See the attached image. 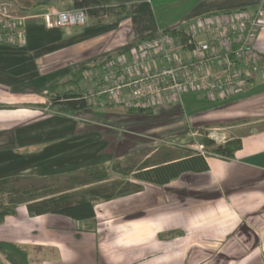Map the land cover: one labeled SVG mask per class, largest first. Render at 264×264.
<instances>
[{"label": "crops", "instance_id": "obj_1", "mask_svg": "<svg viewBox=\"0 0 264 264\" xmlns=\"http://www.w3.org/2000/svg\"><path fill=\"white\" fill-rule=\"evenodd\" d=\"M3 1L7 0L0 3ZM73 1L40 0L38 4L41 7L67 4L65 7L71 8ZM99 1L106 6L124 5L128 10L119 17L103 18L116 21L126 17L137 25L129 28L124 44L116 48L127 51L114 57L115 60L128 59L129 49L125 47L131 42H134L131 47L135 45L136 36L148 32L152 36L159 32L170 34L173 28L185 31L187 25L199 18L236 10L253 13L258 6L264 7V0ZM49 11L53 10L45 9L42 13ZM101 20L79 32L78 43L92 48L88 49L87 58L81 55L84 51L73 56L71 52L69 57L77 56L85 61L99 55L96 45L104 36ZM31 24L25 25L22 45L0 44V180L11 181L14 173L31 169L36 161L41 162L42 170H48L47 163L57 168L66 151L85 142L96 143L103 148L104 160L65 174L80 176L86 168L103 166L107 172L101 182L106 189L104 194L112 197L97 201L95 217L88 221H75L58 214L30 216L26 204H19L15 214L1 223L0 241L25 246L29 264H264V127L253 128L264 122V92L256 93L258 88L264 89V76L255 72L241 95L214 102L184 93L179 97L163 96L158 105L149 109H126L105 102L102 107L103 101L98 103L123 130L148 128L142 121L145 114L156 109L168 112V106L179 103L182 97L212 103L206 110L193 108L188 116L189 124L197 127L241 121L225 127L229 139L241 140L232 157L201 154L187 146L189 142L158 145L163 149L161 153L154 149L143 154L147 145L138 144L131 146L129 152L110 155L113 139L122 137L118 125L86 126L76 115L48 114V93L37 92L48 83L32 89V82L51 74L56 76L82 63L64 66L66 55L61 46L56 45L55 52L50 54L47 50V35H57L67 28ZM132 34L135 37L129 40ZM59 36L62 44L63 36ZM70 36L74 35L65 38ZM255 50L264 66V31L255 42ZM52 54L54 57H49ZM177 54L181 58L191 56L187 49ZM81 131L78 136L66 137L76 141L69 145L62 142L67 134ZM133 155L137 156L135 161L141 160L139 166L133 167L129 162V156ZM75 158L79 166L80 159ZM18 189H31V186ZM1 262L4 263L0 256Z\"/></svg>", "mask_w": 264, "mask_h": 264}, {"label": "built area", "instance_id": "obj_2", "mask_svg": "<svg viewBox=\"0 0 264 264\" xmlns=\"http://www.w3.org/2000/svg\"><path fill=\"white\" fill-rule=\"evenodd\" d=\"M40 18L46 27L57 29L81 27L89 21L83 9L49 11ZM25 19L10 17L0 8V44L22 45ZM263 31L264 7L258 6L253 13L236 10L197 19L184 31L186 44L159 32L137 42L127 60L108 59L86 69L83 81L90 87L82 97L88 103L102 96L127 109L153 108L168 94L193 93L211 102L237 97L255 72L264 76L255 50ZM183 49L189 50V58L178 56ZM197 150L205 154L202 147Z\"/></svg>", "mask_w": 264, "mask_h": 264}, {"label": "rangeland", "instance_id": "obj_3", "mask_svg": "<svg viewBox=\"0 0 264 264\" xmlns=\"http://www.w3.org/2000/svg\"><path fill=\"white\" fill-rule=\"evenodd\" d=\"M38 1L35 0H27L28 4L24 6V8H20V4L22 2L20 1H13V0H7L0 3V8L3 9V11L6 13V15H9L10 17L16 18H28L25 19V23H32L31 25H35L36 27L40 26L41 23L44 24L42 18H40V15L43 14L42 11L45 9H51L53 11H65L70 10L71 8L65 7L67 4H59V5H51L49 7H41L39 6ZM2 4V6H1ZM22 6V5H21ZM68 6V5H67ZM132 20H127L126 17H124L121 20H111L109 18H102V26L101 29L104 33H102L103 40L96 45V57H93L91 60H85L80 57H69L71 55H75L78 51H84L83 54L87 58V55L90 54L89 48L90 46L86 43H78L79 38L81 37V33H79L82 28L85 26H90L94 23H96V20H93L89 18V21L81 27H72L62 30V32L57 33L58 38L56 39V34L51 35L48 34V52L53 53L55 52L54 47L56 45L59 47L61 46L63 53H65L64 57V66H72L78 63L87 64V63H99L102 61V59L110 57V59H114V57L118 56L120 53L123 52V49H116L119 47V45L124 44V36L129 34V28L130 27H136L137 25L131 24ZM82 32V31H81ZM62 34L63 43L60 42V36ZM65 35H74L70 36L68 38H65ZM85 34L83 35V37ZM132 36L135 37L134 34L129 36V40L134 39ZM138 37V38H137ZM152 37V34L148 32L145 36H136L134 41L140 42L144 39H148ZM75 38V39H74ZM108 38V40H107ZM137 38V40H136ZM140 38V39H139ZM128 40V41H129ZM136 42V43H137ZM132 44L134 42H131ZM100 44V45H99ZM132 44H127L125 48H128L129 50L134 46L131 47ZM104 45V46H103ZM129 45V46H128ZM124 48V49H125ZM84 49V50H83ZM92 50V48H90ZM128 50V51H129ZM76 51V52H75ZM74 53V54H73ZM54 57V55H50L49 57ZM80 56V55H79ZM81 59V60H80ZM72 71V68H69L65 71H62V73H58L56 76L53 74L48 75L47 77L40 78L37 82H32V89L36 90L40 86L47 84L51 82V80H54L58 78L60 75H68ZM66 79V78H65ZM30 86V87H31ZM81 87L83 88V93H85L86 90L89 89V85L82 81ZM264 92V89L258 88L256 90V93ZM83 95V94H82ZM96 101L88 102L90 103V107L84 109L83 111H80L76 114L75 117H77V120L80 123L85 124L86 126L90 125H99V126H106L110 123L118 125V128L122 129V137L117 136L114 138V145L113 149L110 151V155L113 154H121L131 151V146L143 144L147 145V147L143 148L142 153L149 154L154 149H158V153H161L162 148H159L161 144H182L187 143V146H192L194 151L199 152L197 149L199 147H202L205 155L207 153H211V148L207 147L203 140H209L214 145H222L228 140H230L228 137L230 133H228L227 129L225 127L236 125L240 122H233V123H213V124H207L203 126H197L192 127L189 124L188 116L190 115V111L194 109L198 110H206L208 109L212 103H208L205 101H199V100H193L192 98L186 99V97H182L181 101L179 103L170 104L168 108L170 109L168 112H161V110H154L152 113L145 114L142 118L143 123L148 125L149 127L146 129H126L119 126V123L117 120H113L110 115L105 111V109L99 108L98 103L100 101H103L108 104V106H111L113 104L108 103L105 97H98ZM105 103L102 107L105 106ZM121 107V106H120ZM127 109V108H126ZM132 109V108H128ZM48 114H53L60 116L62 114L55 113L51 110L47 112ZM65 117V115H62ZM264 127V122L260 124H256L253 128H262ZM86 129V128H84ZM83 131L76 133V134H70L66 135L62 142L64 144L69 145L70 142L76 141L75 138L73 139H66L67 136L75 137L82 133ZM106 138V137H105ZM129 143V145L127 144ZM104 146L103 144H101ZM149 145V146H148ZM174 147H179V145H176ZM102 148V147H101ZM99 147V144L93 143L91 145L85 143H82L81 145L77 146L76 148H73L69 151H66V155L64 156V160L60 165L57 166V168H54V166H50V163H47L48 170L44 168L43 166L40 167V163L36 161L32 164V168L25 171H20L17 173H14L11 176L10 183L16 187H24V186H31V187H64L66 184H68V175L65 174L68 171H74L80 169L83 167V165H88L94 161H103L104 160V151L102 148V151L99 156V151L101 149ZM200 153V152H199ZM73 155V156H72ZM140 153L138 156H141ZM79 157L80 159V165H76L75 161ZM137 157V156H136ZM135 155L129 156L128 160L129 162H132L133 167L139 166L140 159H137ZM71 158V159H70ZM154 158V155L153 157ZM80 173V172H79ZM76 175V174H75Z\"/></svg>", "mask_w": 264, "mask_h": 264}, {"label": "trees", "instance_id": "obj_4", "mask_svg": "<svg viewBox=\"0 0 264 264\" xmlns=\"http://www.w3.org/2000/svg\"><path fill=\"white\" fill-rule=\"evenodd\" d=\"M13 1L22 2L20 8H24L28 4L26 0ZM71 9H83L89 18L97 21L105 16L119 17L128 13L124 5L106 6L99 0H74ZM169 33L181 43L186 44L184 29L173 28L169 30ZM125 51L127 50L123 52ZM108 59L110 57L102 59L98 64L94 62L85 65L79 64L72 69L66 79L54 80L37 92L46 91L48 93L49 108L53 112L65 116H75L78 112L91 106L82 97L83 72L88 68L101 66ZM203 143L211 148V153L225 158L232 157L241 146L240 139H230L222 145H214L205 139ZM106 174L103 166H92L83 170L80 176L70 175L68 184L64 187H31V189L25 190L10 184L8 179H2L0 180V225L5 217L14 215L16 207L23 203L26 204L30 216L58 214L75 221L91 220L95 217L96 202L112 197V195L104 194L106 189L101 183L105 180ZM89 184L97 185L89 187ZM0 256L4 261L0 264H29V251L23 245L0 241Z\"/></svg>", "mask_w": 264, "mask_h": 264}]
</instances>
